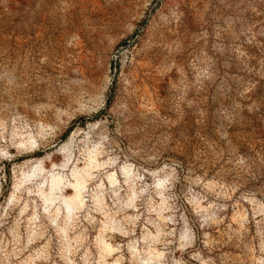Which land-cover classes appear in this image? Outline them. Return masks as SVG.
<instances>
[{"label":"rangeland","instance_id":"rangeland-1","mask_svg":"<svg viewBox=\"0 0 264 264\" xmlns=\"http://www.w3.org/2000/svg\"><path fill=\"white\" fill-rule=\"evenodd\" d=\"M0 264H264V0H0Z\"/></svg>","mask_w":264,"mask_h":264},{"label":"trees","instance_id":"trees-1","mask_svg":"<svg viewBox=\"0 0 264 264\" xmlns=\"http://www.w3.org/2000/svg\"><path fill=\"white\" fill-rule=\"evenodd\" d=\"M89 119V117H85V116H82V117H80L79 119H78V124H83L86 120H88ZM74 122H76V120H74L73 122H72V124L64 131V133L62 134V137L64 138V137H66V135L69 133V131L72 129V127H73V123Z\"/></svg>","mask_w":264,"mask_h":264},{"label":"bare ground","instance_id":"bare-ground-1","mask_svg":"<svg viewBox=\"0 0 264 264\" xmlns=\"http://www.w3.org/2000/svg\"><path fill=\"white\" fill-rule=\"evenodd\" d=\"M58 179V178H57ZM52 181V180H51ZM58 181V180H57ZM52 183H55V182H52ZM51 183V184H52ZM58 183L56 182V184H55V186L57 185ZM54 184H52L50 187H52ZM70 202V201H69ZM71 203V202H70ZM69 204V203H68ZM65 205H67V203L65 204ZM70 205V204H69Z\"/></svg>","mask_w":264,"mask_h":264}]
</instances>
